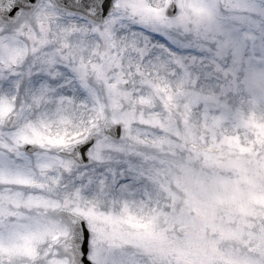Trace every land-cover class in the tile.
I'll return each mask as SVG.
<instances>
[{
	"label": "snow or ice",
	"instance_id": "snow-or-ice-1",
	"mask_svg": "<svg viewBox=\"0 0 264 264\" xmlns=\"http://www.w3.org/2000/svg\"><path fill=\"white\" fill-rule=\"evenodd\" d=\"M0 264H264V0H0Z\"/></svg>",
	"mask_w": 264,
	"mask_h": 264
}]
</instances>
